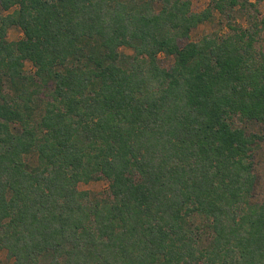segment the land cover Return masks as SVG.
Masks as SVG:
<instances>
[{"label": "trees", "instance_id": "trees-1", "mask_svg": "<svg viewBox=\"0 0 264 264\" xmlns=\"http://www.w3.org/2000/svg\"><path fill=\"white\" fill-rule=\"evenodd\" d=\"M261 1L0 0V249L13 264H264L260 136L236 125L264 123V15H233ZM216 12L228 33L186 41ZM101 179L106 192L79 188Z\"/></svg>", "mask_w": 264, "mask_h": 264}, {"label": "rangeland", "instance_id": "rangeland-1", "mask_svg": "<svg viewBox=\"0 0 264 264\" xmlns=\"http://www.w3.org/2000/svg\"><path fill=\"white\" fill-rule=\"evenodd\" d=\"M211 0H191L192 8L195 11H201L205 9ZM251 2H255V0H250ZM16 8V7H14ZM14 8L12 10H14ZM257 9V10H256ZM253 8L248 5L246 8H239L233 12L236 23L241 24L243 26H248L251 18L257 17L260 21L264 15V0L258 3L257 8ZM227 19L222 16L220 13L216 12L215 18L212 21H207L197 28H195L189 39L186 41H196L199 40L203 35L210 33H219L220 35H225L229 32L227 27ZM260 33V42L258 46L264 50V28L261 29ZM23 37V33L21 29L18 27H13L8 32V40L16 41ZM121 51L126 54H132V49L128 47H122ZM161 64L165 67H169L173 58L168 57L165 54H161L160 56ZM25 70L28 73H32L35 68L31 62H27L25 65ZM46 95V91L44 90L42 96ZM237 126H241L246 129L249 133H255L260 136L256 145L254 146V158H255V172L257 174V185L252 197L253 202H261L264 200V123L256 122V121H240L237 119ZM32 162L35 161V157L29 158ZM29 160V161H30ZM79 188L81 190H88L93 193H101L106 192L109 189V181L106 179L101 180H93L88 183L81 182L79 184ZM197 223H202L198 218L196 219ZM202 243L203 245L208 243L210 239V233L206 229H202ZM14 260L9 258L7 251L5 249H0V264H13ZM200 264H203L202 262Z\"/></svg>", "mask_w": 264, "mask_h": 264}]
</instances>
